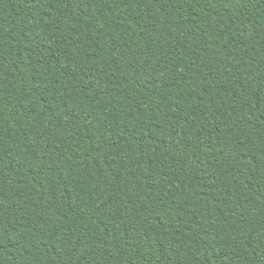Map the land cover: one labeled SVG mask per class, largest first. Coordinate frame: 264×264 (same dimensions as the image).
I'll return each instance as SVG.
<instances>
[{
  "label": "trees",
  "instance_id": "trees-1",
  "mask_svg": "<svg viewBox=\"0 0 264 264\" xmlns=\"http://www.w3.org/2000/svg\"><path fill=\"white\" fill-rule=\"evenodd\" d=\"M0 264H264V0H0Z\"/></svg>",
  "mask_w": 264,
  "mask_h": 264
}]
</instances>
